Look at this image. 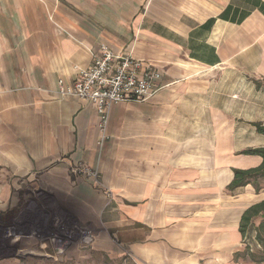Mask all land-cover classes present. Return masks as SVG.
<instances>
[{"label":"crops","instance_id":"1","mask_svg":"<svg viewBox=\"0 0 264 264\" xmlns=\"http://www.w3.org/2000/svg\"><path fill=\"white\" fill-rule=\"evenodd\" d=\"M101 44L159 69L162 86L113 103L100 148L95 105L56 88ZM222 73L229 101L209 81ZM262 78L264 0H0V227L37 202L96 232L61 258L21 232L0 264H250L261 245L240 217L264 188L227 185L262 160L242 153L264 146ZM82 163L99 166L98 185Z\"/></svg>","mask_w":264,"mask_h":264},{"label":"built area","instance_id":"2","mask_svg":"<svg viewBox=\"0 0 264 264\" xmlns=\"http://www.w3.org/2000/svg\"><path fill=\"white\" fill-rule=\"evenodd\" d=\"M99 47L100 51L94 55L92 64L88 68L80 69L73 81L58 79L56 92L60 96H74L95 105L98 113L97 127L100 131L97 143L101 148L108 138V121L112 104L128 100H146L152 97L162 84L159 69L139 60L131 52L115 51L104 44ZM73 170L97 185L100 183L97 165L77 164ZM72 236L70 230L64 237L66 246L76 240L72 239ZM78 236L77 240L81 244H90L94 240L88 232L84 235L78 232Z\"/></svg>","mask_w":264,"mask_h":264},{"label":"rangeland","instance_id":"3","mask_svg":"<svg viewBox=\"0 0 264 264\" xmlns=\"http://www.w3.org/2000/svg\"><path fill=\"white\" fill-rule=\"evenodd\" d=\"M216 70L222 71L223 69ZM210 76L212 78L209 81H214L215 76H219L217 82L219 83V85H221V87H223V97L228 101L232 99V91L231 89L227 88L228 85H226V83L235 79L230 77L229 74L224 73H222L221 75L212 74ZM32 196L34 197L35 195L32 194ZM36 204L37 202H35V204H22L20 208L24 207V205L26 206V208H19L20 212L18 211V213L14 215V219L11 225L9 227H5L4 229L0 227V255L1 253L9 251V246L10 244H12L11 239L15 237V234H20L21 232L27 233L28 238H38L40 241H47V243L53 244L55 251L53 255H56L57 258H61L62 256H64L63 254L68 247L64 243V237L68 235L70 230L73 233L72 239H76L70 245L77 246L78 251L87 250L93 245L96 239V232L92 226L86 223H81L78 218L72 215L67 214L66 216L64 214V216L58 209H56V211L54 212L52 210H46L45 205L42 206L44 209L39 212V210L35 208ZM78 232L80 233V235H84L86 232H88L94 240L90 244H81L79 240H77V238H79ZM55 247H59L60 250ZM94 259L95 264H99L98 262L101 263L100 258L95 257ZM243 260L244 262H246V260L249 261L250 264H258L249 254L248 256L244 254ZM75 264H82L81 260L79 259ZM261 264H264V262Z\"/></svg>","mask_w":264,"mask_h":264},{"label":"trees","instance_id":"4","mask_svg":"<svg viewBox=\"0 0 264 264\" xmlns=\"http://www.w3.org/2000/svg\"><path fill=\"white\" fill-rule=\"evenodd\" d=\"M255 85L257 88L264 86V78H262L260 81L256 80ZM252 125L259 134L264 135V124L262 122L255 121V123H252ZM242 153L260 155L262 160L256 167L241 169L233 168L232 170L234 172V176L227 185L228 189L233 191L237 188H241V186L250 184L254 187L255 192L258 193L264 188V146L248 148L243 150ZM258 216L262 219L258 225H255L254 220L258 218ZM240 218V234H242L243 237L248 236L249 231L254 229L256 233L255 240L261 245V250L255 252L251 251L247 247L249 255H251V257L254 258L257 263L264 262V200H261L260 202L246 208Z\"/></svg>","mask_w":264,"mask_h":264}]
</instances>
